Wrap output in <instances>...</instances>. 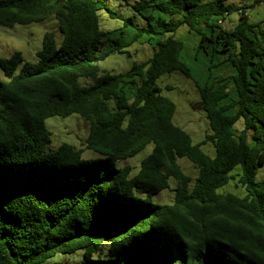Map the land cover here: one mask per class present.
Segmentation results:
<instances>
[{
	"label": "trees",
	"instance_id": "1",
	"mask_svg": "<svg viewBox=\"0 0 264 264\" xmlns=\"http://www.w3.org/2000/svg\"><path fill=\"white\" fill-rule=\"evenodd\" d=\"M122 1L144 25L124 17L104 31L100 11L120 16L104 0H0V25L54 17L61 34L44 33L37 62L0 58V264L78 251V264H264V21L248 17L264 0ZM182 25L201 35L193 71L175 36ZM140 41L150 58L100 75L101 61ZM175 71L199 90L211 129L202 142L175 124L176 105L156 83ZM72 114L88 122L82 144L102 159L69 143L50 148L45 120ZM151 143L135 175L117 167ZM180 158L199 169L194 181ZM171 177L174 201L153 202ZM231 180L243 195L219 191Z\"/></svg>",
	"mask_w": 264,
	"mask_h": 264
},
{
	"label": "rangeland",
	"instance_id": "2",
	"mask_svg": "<svg viewBox=\"0 0 264 264\" xmlns=\"http://www.w3.org/2000/svg\"><path fill=\"white\" fill-rule=\"evenodd\" d=\"M107 5L112 8L118 17H111L105 10L99 12L100 26L104 31H112L122 29L124 25V17H132L134 21L142 26L145 24L144 18L140 16L134 9L122 0H104ZM237 3L251 4L250 0H234ZM250 23H258L264 21V3L249 8ZM239 15L232 13L226 21L228 28L234 27L237 23ZM48 30H54L57 38L60 39L61 34L57 30V20L50 17L43 22H34L30 24H16L13 27L0 25V58H10L15 52H21L24 61L37 62V52L42 48L43 35ZM176 38L182 40L186 45V53L184 59L191 67L192 71L196 69V63L193 62L194 47H196L201 39V35L191 31L188 26L182 25L175 33ZM129 53H113L104 61L99 63L100 75L104 73L117 74L128 71L134 63H141L151 57L153 50L149 44L145 42H135L127 48ZM0 78L6 79L4 72L0 67ZM81 85H90L92 79L89 77H81L79 79ZM157 85L161 88L162 95L170 98L176 105L174 122L178 126L187 131L193 143L202 142L206 134L211 133L209 120L206 116L205 109L199 105L201 101L200 93L196 87L194 80L175 71L166 73L157 79ZM46 127L51 132L50 148L56 149L63 143L73 144L78 149H83V158L86 160H100L104 156L94 151L84 148L83 142L89 134V124L78 114H72L67 117L51 116L45 120ZM237 129L243 128V119L236 124ZM202 149L207 154L214 156L215 149L212 144L202 145ZM153 150V144H148L142 151L134 156L128 157L116 163L118 168L126 165L132 167L131 175H135L141 165V161L148 156ZM179 163L183 171L192 178L196 179L199 169L187 158H180ZM262 168V167H261ZM264 168V167H263ZM238 170V168L236 169ZM235 170V171H236ZM234 171V172H235ZM237 180H231L230 184L221 188L220 192H234L240 195L245 193L244 189L237 187ZM170 186L161 192L152 195L151 199L156 203H172L175 198V188L177 181L171 177L169 179ZM193 184V182H192ZM83 257L82 251L74 254H57L50 258L45 264H78Z\"/></svg>",
	"mask_w": 264,
	"mask_h": 264
},
{
	"label": "built area",
	"instance_id": "3",
	"mask_svg": "<svg viewBox=\"0 0 264 264\" xmlns=\"http://www.w3.org/2000/svg\"><path fill=\"white\" fill-rule=\"evenodd\" d=\"M223 25L225 26V27H227V25H226V21L225 22H223ZM228 28V27H227Z\"/></svg>",
	"mask_w": 264,
	"mask_h": 264
}]
</instances>
